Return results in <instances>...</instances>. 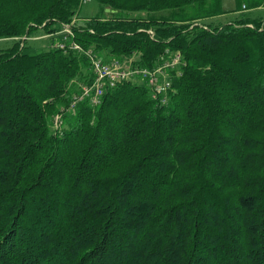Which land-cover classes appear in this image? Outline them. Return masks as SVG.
Listing matches in <instances>:
<instances>
[{
	"label": "trees",
	"instance_id": "obj_1",
	"mask_svg": "<svg viewBox=\"0 0 264 264\" xmlns=\"http://www.w3.org/2000/svg\"><path fill=\"white\" fill-rule=\"evenodd\" d=\"M85 1L0 0V264H264V0L225 23L223 0ZM177 55L166 104L127 80L74 105L96 56Z\"/></svg>",
	"mask_w": 264,
	"mask_h": 264
},
{
	"label": "built area",
	"instance_id": "obj_2",
	"mask_svg": "<svg viewBox=\"0 0 264 264\" xmlns=\"http://www.w3.org/2000/svg\"><path fill=\"white\" fill-rule=\"evenodd\" d=\"M70 26H65L62 33L64 35L70 34ZM64 39L59 43L60 47H65ZM72 48L82 50V47L73 43ZM93 56V52H89ZM180 61L179 55L175 56L171 61L154 68L148 69L139 67L117 59L105 60L102 57L96 56L93 59V69L95 73L94 83L91 85H84L80 94L74 98V105L81 101L88 99L92 105H99L102 96L105 92L115 87L118 83L127 80H140L148 84L151 89L152 97L157 98L159 102L166 104L168 97L167 91V69L175 67ZM60 123V116L55 119V124Z\"/></svg>",
	"mask_w": 264,
	"mask_h": 264
},
{
	"label": "rangeland",
	"instance_id": "obj_3",
	"mask_svg": "<svg viewBox=\"0 0 264 264\" xmlns=\"http://www.w3.org/2000/svg\"><path fill=\"white\" fill-rule=\"evenodd\" d=\"M235 0H223V7L225 9V13L219 17H215L214 19L217 22H229L230 20L234 19L236 16L239 15L240 12L234 11L235 8ZM100 12V5L95 0H86L82 6V9L78 13V17L80 21H84L86 18L93 16ZM251 13L258 14L262 13L264 15V10H252ZM65 33L60 34H46L44 31L40 30L34 34V36L29 37L26 40V50L29 52H39L48 50L51 46V41L54 38L56 43L60 42L59 39ZM11 40H0V44L2 46H8L12 43Z\"/></svg>",
	"mask_w": 264,
	"mask_h": 264
},
{
	"label": "water",
	"instance_id": "obj_4",
	"mask_svg": "<svg viewBox=\"0 0 264 264\" xmlns=\"http://www.w3.org/2000/svg\"><path fill=\"white\" fill-rule=\"evenodd\" d=\"M107 10H109V9H107Z\"/></svg>",
	"mask_w": 264,
	"mask_h": 264
}]
</instances>
